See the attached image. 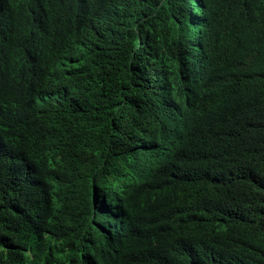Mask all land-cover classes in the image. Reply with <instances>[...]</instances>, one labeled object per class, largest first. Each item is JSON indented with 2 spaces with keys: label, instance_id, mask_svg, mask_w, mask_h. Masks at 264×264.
I'll list each match as a JSON object with an SVG mask.
<instances>
[{
  "label": "trees",
  "instance_id": "1",
  "mask_svg": "<svg viewBox=\"0 0 264 264\" xmlns=\"http://www.w3.org/2000/svg\"><path fill=\"white\" fill-rule=\"evenodd\" d=\"M43 2L0 0V264H264V0Z\"/></svg>",
  "mask_w": 264,
  "mask_h": 264
},
{
  "label": "clouds",
  "instance_id": "2",
  "mask_svg": "<svg viewBox=\"0 0 264 264\" xmlns=\"http://www.w3.org/2000/svg\"><path fill=\"white\" fill-rule=\"evenodd\" d=\"M25 1L32 4L33 6H36V4H37V7H41L44 4L43 0H25ZM195 57L200 59L201 61L198 63V62H195V60H194V65H193V68L191 70V75H195V76H198L200 78L207 71V65H206V61H205V57H204V51L200 47L196 48Z\"/></svg>",
  "mask_w": 264,
  "mask_h": 264
}]
</instances>
